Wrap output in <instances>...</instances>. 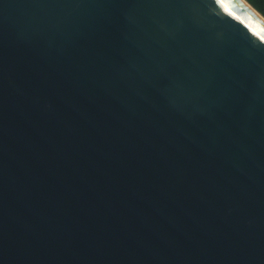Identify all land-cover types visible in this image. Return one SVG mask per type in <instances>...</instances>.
I'll return each mask as SVG.
<instances>
[{"label":"water","instance_id":"water-1","mask_svg":"<svg viewBox=\"0 0 264 264\" xmlns=\"http://www.w3.org/2000/svg\"><path fill=\"white\" fill-rule=\"evenodd\" d=\"M242 1L0 0V264H264Z\"/></svg>","mask_w":264,"mask_h":264},{"label":"trees","instance_id":"trees-1","mask_svg":"<svg viewBox=\"0 0 264 264\" xmlns=\"http://www.w3.org/2000/svg\"><path fill=\"white\" fill-rule=\"evenodd\" d=\"M258 13L264 17V0H246Z\"/></svg>","mask_w":264,"mask_h":264},{"label":"bare ground","instance_id":"bare-ground-1","mask_svg":"<svg viewBox=\"0 0 264 264\" xmlns=\"http://www.w3.org/2000/svg\"><path fill=\"white\" fill-rule=\"evenodd\" d=\"M242 1V0H241ZM243 2V1H242ZM246 5V4H245ZM247 6V5H246ZM248 7V6H247ZM249 8V7H248ZM250 9V8H249Z\"/></svg>","mask_w":264,"mask_h":264}]
</instances>
